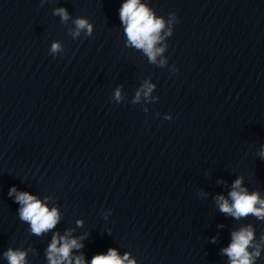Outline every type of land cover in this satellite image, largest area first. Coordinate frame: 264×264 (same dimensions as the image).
Instances as JSON below:
<instances>
[{
	"label": "water",
	"instance_id": "water-1",
	"mask_svg": "<svg viewBox=\"0 0 264 264\" xmlns=\"http://www.w3.org/2000/svg\"><path fill=\"white\" fill-rule=\"evenodd\" d=\"M123 2L0 0V264L9 248L48 264L69 230L83 244L73 264L109 248L136 264H229L221 249L249 224L264 244V221L214 200L238 177L264 199V0H141L172 21L163 67L127 44ZM79 17L93 31L74 39ZM13 186L47 197L56 227L33 235Z\"/></svg>",
	"mask_w": 264,
	"mask_h": 264
},
{
	"label": "clouds",
	"instance_id": "clouds-1",
	"mask_svg": "<svg viewBox=\"0 0 264 264\" xmlns=\"http://www.w3.org/2000/svg\"><path fill=\"white\" fill-rule=\"evenodd\" d=\"M53 14L59 16L64 23L70 19L67 9L63 7L54 9ZM169 15L173 18L175 16L174 13ZM119 18L124 26L127 44L142 50L150 63L163 67L167 60L162 58L157 61V57L163 55L167 46L157 45L165 36L172 35L171 27L167 28L164 36L161 35L166 28V24L170 25L172 21L165 22L163 17L156 16L147 4L141 3V0H124L119 9ZM74 25V29L70 31V35L74 39L79 37L82 31L91 36L93 26L87 19L83 17L76 18ZM61 50L59 42L52 43L51 52L53 54ZM154 87L153 84L145 81L140 90L136 92L134 102L140 100L141 93L145 97H149ZM115 99L117 102L121 100L119 88L115 91ZM258 155L264 160V146L261 147ZM219 182L222 183V181ZM242 185L243 177H238L231 185L228 198L222 194L214 197L219 211L237 220L251 215L264 221V199L260 198L258 192L249 193L248 189ZM8 195L10 197L14 196V202L20 205L18 209L19 218L21 221L28 223L33 235L40 236L54 229L59 222V212L55 207L49 209L45 202L48 199L47 197H45V201H41L29 192L18 191L15 186L10 188ZM77 225L81 226L82 222L77 221ZM81 239L72 237L70 230L64 236H60L59 233L53 234L51 243L45 253L48 264H73L72 251L83 247L80 242ZM260 239L264 241V236H261ZM213 242H215V238H213ZM262 247H264V244L255 242V231L252 225L249 224L231 233V242L227 247L221 249V253L229 258V264H255V261L260 257ZM129 255L125 253L121 257L116 249L109 248L106 254L94 255L90 262L85 261L82 253L75 256L74 260L75 264H136L135 260L129 259ZM26 256L27 252L20 249L9 248L3 253V257L8 264H26Z\"/></svg>",
	"mask_w": 264,
	"mask_h": 264
}]
</instances>
